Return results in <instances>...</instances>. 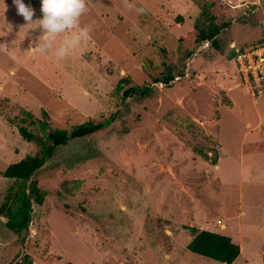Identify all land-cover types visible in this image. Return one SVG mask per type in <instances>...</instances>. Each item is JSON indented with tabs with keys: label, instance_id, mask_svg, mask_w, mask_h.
Returning a JSON list of instances; mask_svg holds the SVG:
<instances>
[{
	"label": "rangeland",
	"instance_id": "obj_1",
	"mask_svg": "<svg viewBox=\"0 0 264 264\" xmlns=\"http://www.w3.org/2000/svg\"><path fill=\"white\" fill-rule=\"evenodd\" d=\"M24 3L30 25L0 0V264H223L185 247L183 226L203 215L208 229H240L233 264H264V94L231 54L264 46V0H129L132 10L88 0L90 37L60 60L63 36L47 54L32 50L42 5ZM214 26L216 44L199 41ZM130 86L149 91L123 98ZM115 112L103 130L56 147L33 175L44 198L28 229L9 228L26 181L2 171L49 131Z\"/></svg>",
	"mask_w": 264,
	"mask_h": 264
},
{
	"label": "trees",
	"instance_id": "obj_2",
	"mask_svg": "<svg viewBox=\"0 0 264 264\" xmlns=\"http://www.w3.org/2000/svg\"><path fill=\"white\" fill-rule=\"evenodd\" d=\"M227 23L224 24V26ZM221 26H214L207 30H200L198 32L199 41H210L216 44V35L220 32ZM243 50V48H241ZM232 56L235 54L234 49L231 52ZM173 77L169 75L165 80L166 82ZM149 91V87L130 86L123 91V98L132 96H145ZM116 112L111 114L108 118L102 120L88 119L82 123L76 124L70 129L65 130H51L47 134V143L41 144L38 152L33 155H27L23 159L9 164L3 171L2 175L14 180H25L26 187L21 194H15L18 197L19 204L14 211L10 210L8 206V220L6 225L19 232L22 229H28L31 221L32 202L42 204L44 192L40 190L35 180L33 179L34 173L44 164L46 159L50 158L56 151V147L64 145L69 139L89 137L104 128H106L113 120H115ZM20 135L28 140H37L33 134L28 132L25 128L20 127ZM192 238L186 245L187 249L193 253L211 258L213 260L231 264L240 254V246L232 241L231 237L219 232L199 229L194 225H184ZM19 264V263H14Z\"/></svg>",
	"mask_w": 264,
	"mask_h": 264
},
{
	"label": "clouds",
	"instance_id": "obj_3",
	"mask_svg": "<svg viewBox=\"0 0 264 264\" xmlns=\"http://www.w3.org/2000/svg\"><path fill=\"white\" fill-rule=\"evenodd\" d=\"M17 12L27 22L32 24L35 10L26 5L24 0H13ZM124 7L132 10L135 6L129 0H123ZM42 19L36 20L42 35L32 48L37 54H47L56 45L57 38L63 36L59 46L55 47V57L60 60L70 55L87 41L92 31L91 25L81 26V17L88 12V0H41ZM143 13V8L135 9ZM7 44H0V50ZM15 59V57H13Z\"/></svg>",
	"mask_w": 264,
	"mask_h": 264
},
{
	"label": "built area",
	"instance_id": "obj_4",
	"mask_svg": "<svg viewBox=\"0 0 264 264\" xmlns=\"http://www.w3.org/2000/svg\"><path fill=\"white\" fill-rule=\"evenodd\" d=\"M234 49L232 57L237 72L250 87L253 95L264 94V46L248 49ZM219 227L223 228L224 223L217 221Z\"/></svg>",
	"mask_w": 264,
	"mask_h": 264
},
{
	"label": "crops",
	"instance_id": "obj_5",
	"mask_svg": "<svg viewBox=\"0 0 264 264\" xmlns=\"http://www.w3.org/2000/svg\"><path fill=\"white\" fill-rule=\"evenodd\" d=\"M220 169V166L218 167V169H216V171H218ZM201 217V218H200ZM198 219H196V222H197V224L196 225H194V226H196L197 228H199V229H207V230H211V231H215V232H219V233H223L222 231L220 232V229L219 228H216V227H212V228H214V229H212V228H210V229H208V227H207V225H208V223H207V220L205 219V217H204V215L203 216H200ZM187 230V229H186ZM189 234H190V232H189ZM224 234V233H223ZM191 235V234H190ZM240 235V229H238V231L237 232H235V234H234V232H232V235L230 234V235H228V236H230L231 237V239H232V241H234V242H236L237 244L239 243V241H240V239H241V237L239 236ZM191 238H192V235L191 236H189L188 237V239L185 241V245H187L188 244V242L191 240ZM184 245V246H185ZM240 246V254L238 255V257L241 255V253H242V248H241V245H239ZM186 247V246H185ZM237 257V258H238ZM237 258L234 260V261H236L237 260ZM233 261V262H234ZM233 262L231 263V264H233ZM135 264V263H134ZM223 264H225V263H223Z\"/></svg>",
	"mask_w": 264,
	"mask_h": 264
}]
</instances>
